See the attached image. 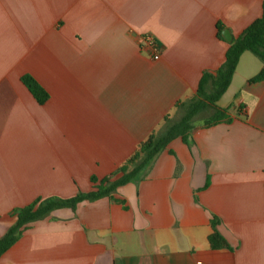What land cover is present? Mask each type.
Listing matches in <instances>:
<instances>
[{"label":"crops","instance_id":"1","mask_svg":"<svg viewBox=\"0 0 264 264\" xmlns=\"http://www.w3.org/2000/svg\"><path fill=\"white\" fill-rule=\"evenodd\" d=\"M263 2L0 0V238L16 208L121 180V165L201 100L230 43L219 25L239 37ZM262 69L245 51L217 102L230 122L204 125L202 99L186 139L112 197L29 223L0 264H264V78L250 82ZM214 217L228 247L211 246Z\"/></svg>","mask_w":264,"mask_h":264},{"label":"trees","instance_id":"2","mask_svg":"<svg viewBox=\"0 0 264 264\" xmlns=\"http://www.w3.org/2000/svg\"><path fill=\"white\" fill-rule=\"evenodd\" d=\"M223 26L219 25V34L222 36ZM245 51H251L264 61V2L263 11L260 17L255 19L244 31L229 43L226 52V59L223 65L217 69L216 73L204 72L198 95L200 101L191 103L186 114L176 123L172 124L164 134L158 137H150L144 142L140 149L137 150L127 161L121 165L120 170L124 173V177L116 182L104 179L97 188L91 192H80L71 198L49 197L39 198L31 204L16 208L13 215L17 217V221L12 225L6 234L0 238V257L5 253L22 235L24 228L36 220L43 219L58 208L70 207L75 208L77 204L84 200H96L105 196L112 197L117 187L125 184L137 177V175L146 166L152 162L156 155L168 144V142L176 136H182L186 139L187 133L193 128V118L196 113L205 106L202 99L208 102V106L212 109L204 125L212 126L220 122H230L232 117L228 113V109L220 108L217 102L228 89L232 77L237 69L239 59ZM264 78V69L250 79L255 82ZM23 82L28 86L31 92L37 97L39 102L44 103L48 98L47 91L37 82L31 75H24ZM212 84L210 92L206 90V85ZM219 219H212L213 232L209 240L213 248L228 247L226 239L218 231Z\"/></svg>","mask_w":264,"mask_h":264},{"label":"built area","instance_id":"3","mask_svg":"<svg viewBox=\"0 0 264 264\" xmlns=\"http://www.w3.org/2000/svg\"><path fill=\"white\" fill-rule=\"evenodd\" d=\"M143 47L151 50L152 57L154 59L160 58V46L156 38L151 34H144L142 36Z\"/></svg>","mask_w":264,"mask_h":264},{"label":"water","instance_id":"4","mask_svg":"<svg viewBox=\"0 0 264 264\" xmlns=\"http://www.w3.org/2000/svg\"><path fill=\"white\" fill-rule=\"evenodd\" d=\"M222 34H223V37L225 40H227L229 42L232 41L233 37H232V34L228 28H224Z\"/></svg>","mask_w":264,"mask_h":264}]
</instances>
